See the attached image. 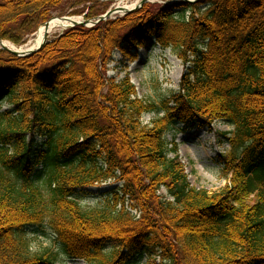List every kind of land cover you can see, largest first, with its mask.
Here are the masks:
<instances>
[{
  "label": "trees",
  "instance_id": "16d2710c",
  "mask_svg": "<svg viewBox=\"0 0 264 264\" xmlns=\"http://www.w3.org/2000/svg\"><path fill=\"white\" fill-rule=\"evenodd\" d=\"M171 1L67 29L27 57L0 49V264H58L27 239L45 223L88 264H264V0ZM107 10L0 0V39L22 46L53 18ZM150 41L185 67L159 102L104 72ZM220 121L235 128L219 155L231 181L211 193L190 184L166 135ZM108 181L106 201L83 207L80 194Z\"/></svg>",
  "mask_w": 264,
  "mask_h": 264
},
{
  "label": "rangeland",
  "instance_id": "374dc122",
  "mask_svg": "<svg viewBox=\"0 0 264 264\" xmlns=\"http://www.w3.org/2000/svg\"><path fill=\"white\" fill-rule=\"evenodd\" d=\"M101 2L108 4L107 11H109L114 10L118 6H130L129 9H133L136 6L138 7L142 0H101ZM167 2H170V4L176 3L169 0H151L147 4L165 5ZM133 4L136 5L134 6ZM123 16L125 15L117 14L112 19ZM71 17L85 21L84 14ZM91 27L88 26L87 28ZM64 31L51 35L49 38H55ZM36 35L37 32L25 45L18 47L27 46L35 39ZM4 41L14 45L10 41ZM184 71L183 63L172 50H164L153 41H150L144 49L139 51L138 58L127 57L121 52H117L113 60L104 69L108 78H114L118 81L129 78L135 85L140 98L154 102H159L170 96L172 92L178 91ZM7 107V105L4 106V109ZM155 117V114H146L143 117V121L148 123ZM234 129L233 125L220 121L214 123L210 130L197 126L185 132L182 125H177L168 132L166 140L170 144L169 147L172 146L171 144H177L178 154L184 164L189 182L193 187L215 193L230 183L231 174H227L223 170L219 155L226 154L231 150V145L227 141L225 134L233 132ZM230 137H232L231 133ZM117 185V183L108 181L105 184L87 189L80 194L82 206L86 208L101 206L106 201L107 196H105V193L114 189ZM160 194H165V190L162 189ZM26 235L30 242L31 251L34 253L54 252L58 264H88L83 260L66 256L56 235L47 223L29 229ZM134 260L133 264L149 263V259L146 256L136 257Z\"/></svg>",
  "mask_w": 264,
  "mask_h": 264
},
{
  "label": "water",
  "instance_id": "95a60500",
  "mask_svg": "<svg viewBox=\"0 0 264 264\" xmlns=\"http://www.w3.org/2000/svg\"><path fill=\"white\" fill-rule=\"evenodd\" d=\"M199 1H201V0H183L184 3H197ZM148 2H150V0H142V2H141V4H140L139 7H142L144 4H146ZM131 11L132 10H129V9H126V8H123V7H117L115 10H110L105 15L100 16L98 18V21L96 23H92L91 21H88V20H85V21H77L76 22L75 20L73 21V19H74L73 17H63V18H60V19H65V20L71 22L72 25L70 26V28H72V27H75V26H78V25H82V26H89V24L96 25L99 22H102V21H106L108 19H111L114 15H116V14H118L120 12H123V13L127 14V13H129ZM50 22H47L44 25L45 26H48V24ZM47 40H48V37L45 39V41L37 49L27 48V49L22 50V51H15V50H11V49L7 48L4 45H0V48L1 49H4V50H7L10 53H12L14 55H17L19 57H27V56H30V55L34 54L35 52L39 51L44 46V44L47 42ZM0 43L3 44L4 42L2 40H0Z\"/></svg>",
  "mask_w": 264,
  "mask_h": 264
},
{
  "label": "bare ground",
  "instance_id": "6f19581e",
  "mask_svg": "<svg viewBox=\"0 0 264 264\" xmlns=\"http://www.w3.org/2000/svg\"><path fill=\"white\" fill-rule=\"evenodd\" d=\"M134 6L136 4H133ZM127 9L130 8V6L126 7ZM81 21L80 18H74L73 21ZM72 25L71 22L65 20V19H53L48 26H42L40 27V29L37 32V35L35 37V39L29 43L27 46L24 47H16L8 42H4L3 44L0 43V45H4L7 48L11 49V50H15V51H22L25 50L27 48H33V49H37L44 41L47 37H50L51 35H54L58 32H62L66 29H68L70 26Z\"/></svg>",
  "mask_w": 264,
  "mask_h": 264
}]
</instances>
